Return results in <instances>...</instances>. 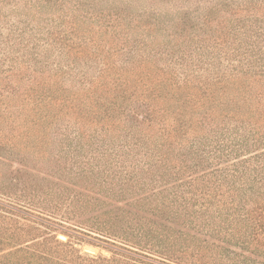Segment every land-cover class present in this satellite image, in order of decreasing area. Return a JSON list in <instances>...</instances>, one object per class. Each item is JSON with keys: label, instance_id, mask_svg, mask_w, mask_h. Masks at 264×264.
I'll return each mask as SVG.
<instances>
[{"label": "trees", "instance_id": "16d2710c", "mask_svg": "<svg viewBox=\"0 0 264 264\" xmlns=\"http://www.w3.org/2000/svg\"><path fill=\"white\" fill-rule=\"evenodd\" d=\"M199 1L0 0V157H89L101 128L106 190L151 193L90 215L100 200L63 191L42 213L166 264H264V0ZM91 57L96 73L75 71ZM4 213L0 264L120 263Z\"/></svg>", "mask_w": 264, "mask_h": 264}, {"label": "rangeland", "instance_id": "374dc122", "mask_svg": "<svg viewBox=\"0 0 264 264\" xmlns=\"http://www.w3.org/2000/svg\"><path fill=\"white\" fill-rule=\"evenodd\" d=\"M202 1L205 0H200L199 2ZM134 2L135 11H141L143 7L148 8L160 4L161 9L175 10L176 8H185L189 5L194 6L196 0H134ZM10 19L13 20L14 18L11 16ZM23 36L29 37V33H25ZM134 45L136 46V43ZM167 46L158 45L157 51L159 53L163 51L164 53L166 49H169L166 48ZM191 49L194 50L195 46ZM124 50L127 51L126 55H122L124 52H121L120 55L122 58H127L131 49L125 48ZM159 55H161L159 57H163L159 60V64L163 66H167V61H171L174 58L172 53ZM102 65L103 63L99 57H91L87 61L84 59L78 60L74 67H77L75 71L78 73H81L85 69L89 70L90 73H96ZM201 72L206 73L202 69L200 70ZM100 131L102 133L97 134L92 139L94 150L89 153L90 160H88V155H83L80 158H71L70 156L67 160L62 157L58 164L55 162L51 165V161L49 164H46L44 161L36 160L37 158H32L29 162L26 159L20 162L18 160L20 157L15 158L7 155L0 157V210L2 208L15 213L14 215H10L1 211L0 214L4 213L8 217L17 216L16 218L19 215L20 222H24L28 226L33 225L42 229L46 225L50 226V229L46 228L52 240L58 239L76 251H80L81 254L85 253L92 257L116 258L120 260L119 264H124L125 261L135 262L136 264H166L157 255L126 245L119 241L120 239L108 238L104 232L105 235L98 230H90L88 227L85 228L72 223L54 221L42 213V209L46 206L48 198L57 203L59 202L58 195L63 191H66V195L70 197L80 194L84 195L85 200H100L98 208L90 211V215L101 211L106 212V208L125 206L124 202L107 199L106 195H149L151 193L149 189L136 193L124 189L126 191L122 192L123 187L120 186L118 190H106V181H104L106 180V133L101 128L98 129V132ZM89 132H95V129L92 128ZM56 137L57 133L53 131L48 136L49 140L53 141V143H60L59 141L54 142ZM91 153H93V156H91ZM87 161L90 163L87 164ZM82 168H86V170H82ZM92 169L95 170L94 173L91 172ZM83 171L88 172L86 179L71 177ZM101 181H103V186L99 184ZM26 201L39 205L41 209L37 207L29 209ZM106 201L111 202L112 205L106 207ZM61 235L65 236L66 239H62ZM85 247H92L95 253L86 252ZM77 260L80 262L79 259Z\"/></svg>", "mask_w": 264, "mask_h": 264}, {"label": "water", "instance_id": "95a60500", "mask_svg": "<svg viewBox=\"0 0 264 264\" xmlns=\"http://www.w3.org/2000/svg\"><path fill=\"white\" fill-rule=\"evenodd\" d=\"M62 239H66L65 236H60ZM85 251L88 253H95V250L92 247H85Z\"/></svg>", "mask_w": 264, "mask_h": 264}]
</instances>
